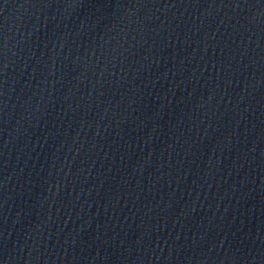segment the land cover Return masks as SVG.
Returning <instances> with one entry per match:
<instances>
[{
  "label": "water",
  "instance_id": "water-1",
  "mask_svg": "<svg viewBox=\"0 0 264 264\" xmlns=\"http://www.w3.org/2000/svg\"><path fill=\"white\" fill-rule=\"evenodd\" d=\"M0 264H264V0H0Z\"/></svg>",
  "mask_w": 264,
  "mask_h": 264
}]
</instances>
